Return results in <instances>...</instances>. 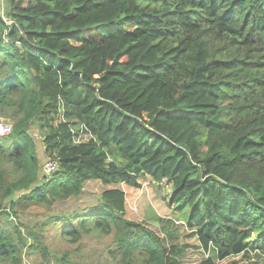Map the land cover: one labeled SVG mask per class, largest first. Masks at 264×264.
I'll return each instance as SVG.
<instances>
[{
	"label": "trees",
	"instance_id": "trees-1",
	"mask_svg": "<svg viewBox=\"0 0 264 264\" xmlns=\"http://www.w3.org/2000/svg\"><path fill=\"white\" fill-rule=\"evenodd\" d=\"M6 7L0 119L11 130L0 136V264H21L26 247L47 255L43 228L22 232L3 216L76 198L89 180L138 188L145 177L170 182L180 225L168 219L158 235L128 217L125 193L113 187L94 208L55 216L61 234L111 235L115 264H182L188 248L204 253L196 264H264V0ZM31 127L57 165L42 178ZM59 264L83 263L64 253Z\"/></svg>",
	"mask_w": 264,
	"mask_h": 264
},
{
	"label": "rangeland",
	"instance_id": "rangeland-1",
	"mask_svg": "<svg viewBox=\"0 0 264 264\" xmlns=\"http://www.w3.org/2000/svg\"><path fill=\"white\" fill-rule=\"evenodd\" d=\"M6 9V0H0V14L2 16L5 15ZM0 121H7L11 125V122L7 119L1 118ZM30 131L37 141V154L40 157L39 176L42 178L48 176L44 169L47 160L43 158V147L38 129L31 127ZM138 183H140V187L132 188L122 184L106 186L99 181L89 180L85 182L81 195L76 198L54 202L49 207L28 205L25 209H18L16 215L3 216V221L7 226L11 228L17 226L22 232L24 227L34 228L36 231L43 228L41 233L47 248V255L42 256L37 250L29 251L27 247L23 248L21 251V264H59L60 256L64 253L68 254L72 261L83 264H115L116 262L109 252L112 249L111 235H100L91 232L82 236L79 241L71 242L68 237L61 234L65 223L54 221V217L57 215L94 208L98 203L100 193L107 188L122 189L125 193V211L129 215L128 217L136 221H144L158 235L162 236V226L167 224L168 219L174 220L171 229H174L176 225H180L181 220L175 218L174 211L167 203L170 182L164 180L158 187L147 178L140 179ZM17 196L18 194H15L14 197ZM176 241L172 240V242ZM180 241H192V239H180ZM166 243L168 244L169 241H166ZM204 257L205 255L200 249L188 248L180 257V262L182 264H196ZM240 257L238 255L234 259H240ZM256 259V257L252 258V260ZM229 260L231 259L227 258L221 261L215 259L214 262L215 264H225ZM242 264H245V262H242Z\"/></svg>",
	"mask_w": 264,
	"mask_h": 264
},
{
	"label": "built area",
	"instance_id": "built-area-1",
	"mask_svg": "<svg viewBox=\"0 0 264 264\" xmlns=\"http://www.w3.org/2000/svg\"><path fill=\"white\" fill-rule=\"evenodd\" d=\"M83 129H85V127H82V129L80 131H82ZM11 130V125L8 123H0V136H3L5 134H8ZM75 141H78V137L75 138ZM44 169L46 171V173H48V175H50L53 171L56 170L57 165H56V161L54 160H48L44 165ZM47 176V175H46Z\"/></svg>",
	"mask_w": 264,
	"mask_h": 264
},
{
	"label": "crops",
	"instance_id": "crops-1",
	"mask_svg": "<svg viewBox=\"0 0 264 264\" xmlns=\"http://www.w3.org/2000/svg\"><path fill=\"white\" fill-rule=\"evenodd\" d=\"M148 177H145V178H140V179H147ZM140 179H138V181L140 180ZM150 179V178H149ZM151 180V179H150Z\"/></svg>",
	"mask_w": 264,
	"mask_h": 264
}]
</instances>
